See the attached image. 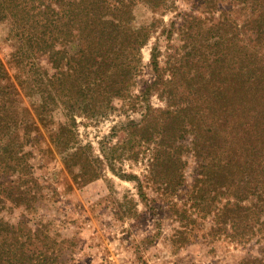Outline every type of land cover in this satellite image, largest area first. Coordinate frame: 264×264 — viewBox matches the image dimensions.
Returning a JSON list of instances; mask_svg holds the SVG:
<instances>
[{
    "label": "trees",
    "instance_id": "trees-1",
    "mask_svg": "<svg viewBox=\"0 0 264 264\" xmlns=\"http://www.w3.org/2000/svg\"><path fill=\"white\" fill-rule=\"evenodd\" d=\"M200 1L216 8L212 0ZM218 1L223 8L216 10L232 14L230 35L219 27L224 18L205 36L192 34L191 27L200 28L201 19L190 15L176 28L182 42L191 37L189 49L176 46V56L161 64L158 40L154 42L151 77L134 94L144 73L142 48L160 24L152 19L136 25L134 8L144 4L166 10L175 0H0V23L8 25L14 45L9 56L13 75L0 61V113L11 108L7 142H1L0 133V171L9 177L0 182V210L6 207L4 199L14 204L25 200L24 182L32 181V171L31 151L24 147L34 140L36 122L52 123L54 111L62 109L69 122L54 142L64 164L75 167L86 185L99 178L104 161L94 157L90 143H80L72 128L75 116L99 118L115 108L114 100L136 105L140 99L141 118L122 123L112 154H102L111 171L137 181L141 189L136 175L117 173L112 164L152 143L150 175L174 188L189 149L198 161L194 184L204 211L218 204L221 226L229 225L234 241L244 247L264 232V0ZM170 31L162 26L160 33L170 40ZM20 92L34 98L31 110ZM153 94L164 101L163 107L148 103ZM24 220L12 223L0 215V264H59L53 239Z\"/></svg>",
    "mask_w": 264,
    "mask_h": 264
},
{
    "label": "rangeland",
    "instance_id": "rangeland-1",
    "mask_svg": "<svg viewBox=\"0 0 264 264\" xmlns=\"http://www.w3.org/2000/svg\"><path fill=\"white\" fill-rule=\"evenodd\" d=\"M212 1L216 8L200 0H175L173 7L158 11L144 4L134 8L136 25L152 19L160 23L155 35L142 48L144 73L138 78L141 81L137 82L134 94L138 93L136 88L143 86L142 81L151 77L150 48L154 42L158 40L161 64L167 57L176 56L179 52L176 46L184 44L181 48L189 49L191 37L182 42L176 28L190 15L201 19L200 28L191 27L190 33L199 31L203 37L224 18L226 23L219 27L225 30L226 37L230 35L232 14L223 15L216 10L223 8L221 2ZM172 22L175 26L170 25ZM162 26L171 29L170 40L160 33ZM13 49L8 25L0 23V61L9 75L14 73L9 64ZM19 95L31 110L34 98L26 97L23 92ZM135 102L136 105H122L124 103L114 100L115 108L99 118L75 116L72 128L80 143H90L94 157L104 161L99 178L86 185L80 183L75 167L64 164L63 155L54 142L69 122L62 109L54 111L52 123L36 122L37 129L31 134L34 140L24 147L31 151L28 162L32 171V181L24 182L28 190L25 200L14 204L4 199L6 207L0 210V215L4 214L12 223L24 217L28 227H40L44 235L53 239L59 264H247V260L250 264H264L263 231L253 235L244 247L234 241L229 225L221 226L216 207L219 205L213 202L204 211L206 205L196 199L200 195L194 184L198 161L191 150L186 149L180 169L181 182L174 188L161 185L150 175L152 143L141 144L135 155L124 154L112 164L117 173L136 175L141 189L137 181L111 171L102 154H112L110 147L120 139L122 123L141 118L143 104L140 99ZM148 103L153 107L164 106V101L156 94L150 96ZM10 109L7 106L1 109L0 125H5L11 117ZM16 113V118L23 119V114ZM6 127L7 124L0 131L2 143L9 137ZM16 132L21 134L19 129ZM170 174L168 178L172 177ZM8 178L0 171V182ZM250 247H254L251 253L248 252Z\"/></svg>",
    "mask_w": 264,
    "mask_h": 264
}]
</instances>
